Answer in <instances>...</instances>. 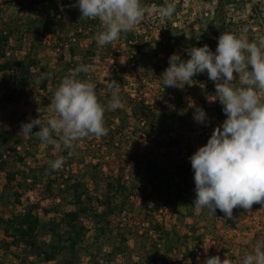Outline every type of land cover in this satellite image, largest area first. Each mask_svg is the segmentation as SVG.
Returning a JSON list of instances; mask_svg holds the SVG:
<instances>
[{
  "label": "rangeland",
  "instance_id": "obj_1",
  "mask_svg": "<svg viewBox=\"0 0 264 264\" xmlns=\"http://www.w3.org/2000/svg\"><path fill=\"white\" fill-rule=\"evenodd\" d=\"M61 1L58 0V8H51L48 4L53 5V0H0V133L25 140L26 146L19 143L17 150L24 148L27 151V165L17 166L30 167L38 177H45L49 161L63 158L60 169L86 181L90 191L96 194L102 193L105 182L115 177L122 165V179L136 192L142 190L145 183L146 190L155 184L156 193L157 188H164L163 181L169 175L181 185L185 178L182 157L205 145L223 121L217 120L211 111L215 102L211 101L215 95V84L211 81L213 86L209 85L206 72L197 74L192 85L180 83V87L163 86L159 77L169 66V57L173 53L187 60L190 57L186 49L205 44L215 52L218 39L206 32L213 19L215 23L224 22L223 32L239 35L247 29L250 41L264 37V0L259 15L250 8L255 0H174L176 11L168 19H162L156 11L166 0L160 5L153 0H141L148 10L143 21L132 31L121 34L118 40L98 49L89 61L85 75L100 87L99 101L105 105L112 95L108 84L115 80L118 89L113 91L118 90L122 106L105 112L107 135H89L75 142L71 149L42 143L36 136L38 127H34L28 135L21 132L22 124L37 118L46 124L48 118L55 115L50 111V101L62 79L73 70L68 62L80 60L88 43H97L96 37L103 30L98 19L81 17L75 0H66L70 2L67 8ZM37 6L41 8L40 15H37L39 28L46 31L41 34V40H32L26 28H34L35 14L32 9ZM70 46L74 47L75 55L71 54ZM107 46L108 51L103 49ZM138 46H141L144 55L137 49ZM155 49L160 52L154 53ZM19 60L34 63L29 69L26 84L15 82L12 77V68ZM142 61L149 66L147 72L143 71ZM45 75L47 78H42ZM234 86H242L239 79L234 81ZM143 99L148 104L145 109V116L149 115L146 129L152 131L150 123L153 115L165 125V131L156 140L147 132L142 135L136 132L141 123L136 121L134 110H138L137 106ZM197 107L207 114L204 123L194 119ZM13 137L7 138L3 151L9 148V152L16 157L10 148ZM189 179L194 182L192 175ZM28 184L32 186L30 178ZM174 190L175 187L167 189L170 193ZM190 192L184 191L191 195ZM37 195L38 190L33 187L22 193V204H15L14 189L5 185L3 172L0 171V218L23 210L26 204L37 201ZM135 196L130 195L133 203L127 204L129 211L110 216L114 230L121 226L123 243L114 247L120 240L119 237L110 238L116 234L114 232L99 237L103 244V257L112 252L109 264H189L192 259L197 264H204L208 257L215 255L221 259L226 255L233 261H239L247 253L246 250L255 245L253 238L264 240V207L260 204H254L251 210L233 212L232 218L225 215L215 218L207 209L197 210L192 205L195 199L192 196H188L184 203L175 199L167 203L162 197L163 204L155 211L151 208L153 202H140L141 194ZM50 201L42 199L41 203ZM120 219L124 220L123 223ZM59 221L64 223L61 215ZM156 224L163 235H158ZM93 233L88 231L90 236ZM93 235L90 242L95 240ZM2 236L0 228V238ZM174 240L178 243H173ZM141 252L142 255H139ZM19 254L0 250V264H24ZM153 254L155 259L151 260L150 255ZM39 260L30 255L26 263L39 264ZM40 264H59V261Z\"/></svg>",
  "mask_w": 264,
  "mask_h": 264
},
{
  "label": "clouds",
  "instance_id": "obj_2",
  "mask_svg": "<svg viewBox=\"0 0 264 264\" xmlns=\"http://www.w3.org/2000/svg\"><path fill=\"white\" fill-rule=\"evenodd\" d=\"M81 17L98 19L103 26L96 37L98 46L118 40L121 34L132 31L143 21L148 11L141 0H77ZM162 19L171 18L176 11L174 0L156 9ZM190 58L184 60L177 53L169 57V66L159 77L161 85L180 87L192 85L197 74L207 73L215 84L211 101H219L226 119L212 132L207 143L190 157L194 171L197 210L207 209L215 215L219 209L232 218L240 207L251 210L254 204L264 207V37L250 41L247 29L239 35L223 32L213 52L208 45L186 49ZM86 65H79L65 76L50 101V116L44 124L39 118L21 125L28 135L38 127L36 136L42 143L71 149L75 142L93 135H107L105 112L122 106L118 83L108 84L112 92L107 104H102L91 79H80L87 73ZM42 78L46 79L47 75ZM239 79L241 87H235ZM194 119L204 123L206 112L197 107ZM63 158L49 161L53 170L63 166ZM204 264H264V240H258L251 252L239 261L226 255L210 256Z\"/></svg>",
  "mask_w": 264,
  "mask_h": 264
},
{
  "label": "trees",
  "instance_id": "obj_3",
  "mask_svg": "<svg viewBox=\"0 0 264 264\" xmlns=\"http://www.w3.org/2000/svg\"><path fill=\"white\" fill-rule=\"evenodd\" d=\"M67 1H61L64 8H67V5L70 4V2ZM75 1L77 2V0ZM153 2L160 5L161 3H165V0H153ZM261 2L262 0H255L250 7L251 11L257 13V15L261 13L263 7ZM48 6L51 8H58V0H53V5L48 4ZM40 11L41 8L38 6L32 9V13L35 14L34 28L30 26L26 28V32L32 40H41V34L46 31L45 28H39L37 22V15H40ZM43 26H46V22L43 23ZM224 29L225 25L223 21L215 23L213 19L209 22L206 32L209 31L211 37H215L214 39L216 40ZM101 48L102 47L98 46L97 43L92 44L89 42L87 49L81 54L80 60L77 61L72 59L68 62L70 63V67L74 70L79 65L87 66L89 61L94 57L93 55ZM69 49L71 54L75 55L76 52L74 47L70 46ZM103 49H108V46ZM137 49L141 51L140 53L142 55L145 54L141 46H138ZM153 52L158 54L160 51L155 49ZM24 56L27 57L25 54ZM25 60L16 61L17 66L12 68V77L15 78V82L22 84L27 83L29 69L34 65L33 62H24ZM141 64L142 68L144 67L143 71L147 72L149 67L148 64L144 61H142ZM2 67H6V64H2ZM85 75V73H81L79 78L87 79ZM208 83L211 87L213 86L211 80ZM95 91L98 100H100V87L98 85H96ZM156 102L158 103L159 101L156 100ZM147 106L148 104L144 103L143 99L137 106L138 110H134L136 121L141 123V126H138L139 129L136 130V132L139 131L141 135L143 132H147L148 135H154L153 139L156 140L157 137L162 136V132L165 131V125L159 122L160 118L158 116L153 115V120L150 123L152 131L149 132V130L146 129L147 118H149V115L145 116V109ZM211 111L217 120L222 122L226 119L223 106L218 100L212 104ZM10 135L12 134L0 133V171L3 172L4 183L7 187L14 189L16 198L15 204H22L20 200L22 193L24 191H29L33 187L37 188L39 195L37 201L26 204L23 210L15 211L8 217L0 218V228L3 232V236L0 238V250L3 253H13V255L14 253H20L19 255L21 259L24 260V264H27L26 262L30 255L39 258V264L52 260H58L59 264H109V260L112 258V252L103 257V244L102 242L100 243L99 237L101 235H107L109 232H114L116 234H113V237L110 236V238L119 237L120 239L117 246L114 247H118V245L123 243V238L122 240L120 238V235H122L120 231L121 226H117L114 230L110 216L129 211L126 206L128 203H133L132 200H130V195L138 196L141 194L140 202H153L151 205L152 211L161 207L163 204L162 197H164L163 201H167V203L172 202L174 199L184 203L188 196L195 198V182L189 179L191 175L194 178V171L190 162V157L192 156L191 152L182 157L183 174L185 178L181 185L179 182H174L172 176L169 175L163 181L164 188H157L159 190H157L156 193L155 184L153 187L151 184V188L146 190V186H144L145 183L142 185V190L136 192L122 179L124 175V168L122 165L119 167L115 177L105 182L106 184L102 193L96 194L90 191L86 181L74 176L72 172L67 173L61 169L57 172H52V168L49 166L46 174L44 173L45 177L43 175L38 177L35 173L31 172L30 167L25 169L22 168V166H17L18 164L23 166L27 165V151L24 148L22 150H17V144L22 143L23 147H25L26 144L25 140L20 138L18 142L16 137H13L14 135ZM8 137H13L14 139L12 141V147L10 148L15 152L14 155L16 157L9 152V148L3 151V149H5L4 144ZM124 163L127 164L128 162L125 160ZM29 178L32 181V186L29 184L27 186ZM160 182H162L161 178ZM190 182L192 183L190 184ZM169 187H175L174 193L167 191ZM186 190L191 191V195L184 193ZM47 198L51 199V201L47 204H42L41 200ZM40 209L41 211H39ZM241 209L242 208L237 207L233 212L240 211ZM59 215L64 218V223L59 221ZM222 215H224V213L217 209L216 214L213 216L216 218ZM123 221L124 220L120 219V223H123ZM155 229L158 230V235H163V232H161L162 229L159 228L158 224H156ZM90 230L94 232V235H92L93 239H95L91 242L90 239H92V235L90 236L88 234ZM253 240H256L254 243L257 242L256 238H253ZM173 243L178 242L174 240ZM153 247L155 246L153 245ZM253 247L251 246V248L247 249V253L251 252ZM112 249L114 250L113 247ZM139 255H142V252L139 253ZM145 257L148 256L145 255ZM150 257L151 260L155 259L154 254L150 255ZM241 258L242 256L239 260ZM113 263L114 262H111V264ZM189 264L197 263L192 259Z\"/></svg>",
  "mask_w": 264,
  "mask_h": 264
}]
</instances>
